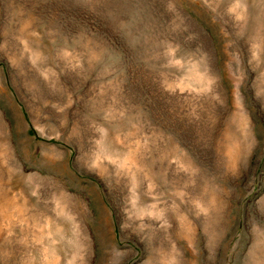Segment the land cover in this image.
I'll return each mask as SVG.
<instances>
[{
    "label": "rangeland",
    "instance_id": "1",
    "mask_svg": "<svg viewBox=\"0 0 264 264\" xmlns=\"http://www.w3.org/2000/svg\"><path fill=\"white\" fill-rule=\"evenodd\" d=\"M0 264H264V0H0Z\"/></svg>",
    "mask_w": 264,
    "mask_h": 264
}]
</instances>
